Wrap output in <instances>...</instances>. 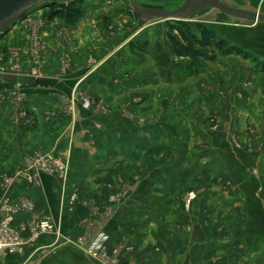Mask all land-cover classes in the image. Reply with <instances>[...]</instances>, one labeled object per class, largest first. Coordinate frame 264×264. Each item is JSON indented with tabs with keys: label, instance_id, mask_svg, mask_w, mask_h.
Returning a JSON list of instances; mask_svg holds the SVG:
<instances>
[{
	"label": "crops",
	"instance_id": "0c3cea01",
	"mask_svg": "<svg viewBox=\"0 0 264 264\" xmlns=\"http://www.w3.org/2000/svg\"><path fill=\"white\" fill-rule=\"evenodd\" d=\"M124 2L27 15L43 23L35 75L25 18L2 36L0 55L17 48L22 76L33 79L19 90L36 124L22 128L9 97L20 76L0 77V181L24 171L36 153L67 158L68 172L65 179L44 173L36 184L16 179L11 201L25 198L32 207L13 228L27 239L28 222L48 217L58 234L40 235L0 264H98L84 247L99 232L109 237L108 255L121 248L117 264H264V158L236 156L230 133L225 147L221 136L211 142L206 126L209 117L264 116L258 107L231 115L218 96L212 70L245 65L221 57L187 76L170 40L179 37L176 23ZM215 5L189 21L264 62V0ZM74 94L92 108L63 111ZM232 164L242 166L244 182L230 176Z\"/></svg>",
	"mask_w": 264,
	"mask_h": 264
},
{
	"label": "rangeland",
	"instance_id": "374dc122",
	"mask_svg": "<svg viewBox=\"0 0 264 264\" xmlns=\"http://www.w3.org/2000/svg\"><path fill=\"white\" fill-rule=\"evenodd\" d=\"M73 1V2H72ZM104 0H62L58 2L59 5H53V6H46L41 9L36 10L40 11L41 13H50L56 10L62 9V4L69 5L71 7V4H74L72 6L73 11L74 10H80L83 9L85 11L89 9H94L95 7H99L100 4ZM125 4L130 7L127 3L128 0H124ZM204 1V3H203ZM221 0H134V3L140 7H143L148 10H155L160 12H166L169 14H176V19L178 20H172L174 23L178 24L179 22H185L189 24L192 28V30H195V25L200 23H195L191 20L193 18L194 14H199L203 11V9L208 8L211 4L219 3ZM68 8V7H67ZM138 10L135 9V13H137ZM200 15V14H199ZM30 16V15H28ZM6 35V34H5ZM4 35V36H5ZM4 37L0 38V41H2ZM185 41V40H184ZM186 42V41H185ZM230 43V42H229ZM252 54V53H251ZM253 55V54H252ZM254 56V55H253ZM226 57V62H236L238 64H244L247 68H240L237 65H234V67H228V64H226V70L218 68H214L212 72L214 73L213 77L217 78V83L215 85L216 88L220 90V93L218 96L220 98L226 99V109L231 110V115H236V111L239 109H243L244 107L247 108H256L258 107L260 110H264V103L260 104L256 98L259 97L260 92V81L257 80V78H262L263 86H264V63L263 61H260L258 58L255 59L258 62L254 63L250 59H243L240 56L236 55H228V56H218V58ZM220 61V60H219ZM184 65H187L188 68L190 66L194 67L195 73L192 72L190 75L191 77H195L202 73L203 66L205 65L204 62L199 61L195 64L191 63L190 60H188L187 57H182V61ZM188 63V64H187ZM220 65V64H219ZM186 67V66H184ZM240 79V81L238 80ZM261 82V83H262ZM223 89H226V95H223L222 91ZM200 119V123H201ZM206 126L208 127L209 137L212 138L211 142L219 143L220 137L222 138L221 142L225 147H227L226 143V133L229 134V139L231 140V145L236 153V156L239 154H245V156H255L259 155L260 157L264 158V116L263 117H252V116H235V117H224V118H212L209 117L206 119ZM260 152L262 154H260ZM253 167H249L248 169L251 170ZM242 166L239 165H231V173L230 176L233 179H236L237 181L244 182L245 177L240 180V173H242ZM249 175V174H248ZM229 176V180H230ZM231 178V179H232ZM227 179V178H226ZM233 182L226 181V187L229 189L234 188ZM244 188H247V186L244 185ZM195 197L191 193L188 194L186 198V207H188V202L193 200ZM112 201L115 199H111ZM88 226V225H87ZM89 228V227H88ZM105 258L108 256V259L110 258L107 253H104ZM98 264H107L108 261H104L102 258L96 260ZM114 264H117V260Z\"/></svg>",
	"mask_w": 264,
	"mask_h": 264
},
{
	"label": "built area",
	"instance_id": "2783aa9c",
	"mask_svg": "<svg viewBox=\"0 0 264 264\" xmlns=\"http://www.w3.org/2000/svg\"><path fill=\"white\" fill-rule=\"evenodd\" d=\"M24 22L28 26L29 44H30V63L36 74L35 68L43 63L40 51L43 49V43L40 38V27L42 22L30 20L25 17ZM4 76H22L21 61L19 50L11 47L7 50L5 55H0V77ZM24 76V75H23ZM19 85L16 90L10 92L9 97L12 98L16 117L19 125L24 129H32L36 124V119L30 113L25 104V94L19 90ZM79 104L80 108L88 111L92 108V101L85 96H71L69 104L63 108L65 112H72L74 107ZM68 172V160L58 159L49 155L36 153L29 157L25 162L24 171L17 173L14 176L4 175L0 181V258L6 255L23 254L27 245H31L40 235L56 233L58 234V227L48 217H36L31 219L26 227L28 231V238L23 239L20 233L12 226L14 217L21 213H26L31 210V203L25 198H19L16 201H11L9 193L14 182L18 177L24 176L28 183L36 184L42 174H56L65 179ZM109 237L104 232L95 234L87 242L84 247V252L90 258L98 260L103 259L110 264L116 262V257L120 252V247L116 246L111 251V255L106 256L104 253ZM43 253V252H42ZM105 264H107L105 262Z\"/></svg>",
	"mask_w": 264,
	"mask_h": 264
},
{
	"label": "trees",
	"instance_id": "16d2710c",
	"mask_svg": "<svg viewBox=\"0 0 264 264\" xmlns=\"http://www.w3.org/2000/svg\"><path fill=\"white\" fill-rule=\"evenodd\" d=\"M56 4L59 5L58 3ZM73 5L74 4H71L70 7L69 5L65 6L64 4H62L61 7L62 9H64L63 13L67 15H76L78 12H80V10L73 11ZM176 27L179 37H170V40L174 47V53L180 57H187L188 60H190L193 64L199 61H202L204 63H212L218 56H228L233 54L236 56H240L245 60L250 59L252 60V62L257 63L258 65L255 57L250 52L238 46L230 44L226 39L217 36V34L213 30L209 29L203 24L195 25L194 31L192 30L191 26L185 22H179L178 24H176ZM259 64L261 65L264 63ZM179 65H182V70L187 75H190V73L192 72L195 73L194 67L190 68L189 66L188 68V66L184 65L183 62H181Z\"/></svg>",
	"mask_w": 264,
	"mask_h": 264
},
{
	"label": "water",
	"instance_id": "95a60500",
	"mask_svg": "<svg viewBox=\"0 0 264 264\" xmlns=\"http://www.w3.org/2000/svg\"><path fill=\"white\" fill-rule=\"evenodd\" d=\"M62 0H0V38L7 34L8 31L18 22L24 19L32 12L53 5ZM130 3L138 10L148 13H158L160 11L148 10L140 7L134 3V0H129ZM211 7H218V5L211 4ZM222 8H226L220 6ZM228 9V8H226ZM168 20L176 19V14H169L162 12ZM10 79H15L14 76H7ZM33 79L29 76H20L17 78L19 86H26L31 84Z\"/></svg>",
	"mask_w": 264,
	"mask_h": 264
}]
</instances>
